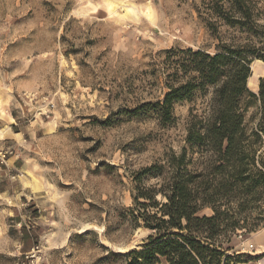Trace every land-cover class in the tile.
<instances>
[{"label":"rangeland","instance_id":"1","mask_svg":"<svg viewBox=\"0 0 264 264\" xmlns=\"http://www.w3.org/2000/svg\"><path fill=\"white\" fill-rule=\"evenodd\" d=\"M211 1L0 0V264H126L143 249L153 232L133 196L162 180L134 178L178 155L190 109L206 106L177 103L167 124L156 113L179 51L247 42ZM250 70L257 94L264 63ZM242 233L221 238V264H264V224Z\"/></svg>","mask_w":264,"mask_h":264},{"label":"trees","instance_id":"2","mask_svg":"<svg viewBox=\"0 0 264 264\" xmlns=\"http://www.w3.org/2000/svg\"><path fill=\"white\" fill-rule=\"evenodd\" d=\"M207 9L247 42L220 43L212 54L179 51L176 74L155 104L156 113L167 124L177 103L199 95L206 106L201 114L190 109L186 146L178 155L135 176V183L146 175L162 182L158 187L137 185L133 217L153 233L142 250L128 253L126 264H221L225 234L238 229L246 237L264 224V78L257 94L247 88L252 61L264 63V0H213ZM251 103L258 107L249 128L246 109ZM188 152L200 156L198 167L187 159ZM204 208L212 215L199 217Z\"/></svg>","mask_w":264,"mask_h":264},{"label":"bare ground","instance_id":"3","mask_svg":"<svg viewBox=\"0 0 264 264\" xmlns=\"http://www.w3.org/2000/svg\"><path fill=\"white\" fill-rule=\"evenodd\" d=\"M260 63H261V61L257 60L256 63L254 62L253 64H251V69H252V73H254V76H256L257 66L259 67V64ZM248 84L251 85V86H253V83H252V81H251L250 78L248 79L247 86H248Z\"/></svg>","mask_w":264,"mask_h":264}]
</instances>
